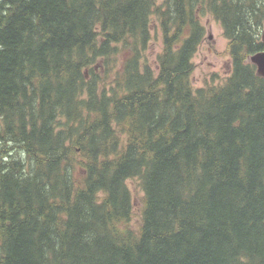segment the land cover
Wrapping results in <instances>:
<instances>
[{
  "label": "trees",
  "instance_id": "obj_1",
  "mask_svg": "<svg viewBox=\"0 0 264 264\" xmlns=\"http://www.w3.org/2000/svg\"><path fill=\"white\" fill-rule=\"evenodd\" d=\"M205 16L232 72L196 88ZM263 29L264 0H0V264H264Z\"/></svg>",
  "mask_w": 264,
  "mask_h": 264
},
{
  "label": "rangeland",
  "instance_id": "obj_2",
  "mask_svg": "<svg viewBox=\"0 0 264 264\" xmlns=\"http://www.w3.org/2000/svg\"><path fill=\"white\" fill-rule=\"evenodd\" d=\"M202 20L206 28L205 41L193 58L195 69L192 74V83L196 88L206 85L207 82L213 83V78L215 82H220L232 72V61L228 52V42L223 36L221 25L210 16H205ZM161 49L162 39L160 33L157 32L154 34V40L147 51V56L151 64L155 63ZM128 185L135 199L133 225L136 226L141 216V197L143 196V190L138 179L129 180Z\"/></svg>",
  "mask_w": 264,
  "mask_h": 264
},
{
  "label": "water",
  "instance_id": "obj_3",
  "mask_svg": "<svg viewBox=\"0 0 264 264\" xmlns=\"http://www.w3.org/2000/svg\"><path fill=\"white\" fill-rule=\"evenodd\" d=\"M261 38L262 42L264 43V31L261 35ZM249 59L250 62L256 66L258 75L264 77V52L251 56Z\"/></svg>",
  "mask_w": 264,
  "mask_h": 264
}]
</instances>
